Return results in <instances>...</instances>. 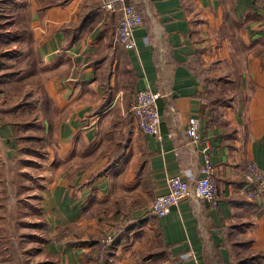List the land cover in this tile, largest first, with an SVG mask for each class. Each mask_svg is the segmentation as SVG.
Instances as JSON below:
<instances>
[{
	"label": "crops",
	"instance_id": "0c3cea01",
	"mask_svg": "<svg viewBox=\"0 0 264 264\" xmlns=\"http://www.w3.org/2000/svg\"><path fill=\"white\" fill-rule=\"evenodd\" d=\"M133 1L144 22L126 49L102 0H0L10 20L19 10L30 20L24 81L35 99L4 111L22 96L7 89L14 80H0V162L36 161L20 154V133L36 128L20 113L37 117L43 166L58 163L37 187L50 228L73 227L87 241L130 217L113 264H264V197L245 194L248 164L264 172V0ZM145 89L161 93L159 136L131 110ZM206 155L219 204L187 197L154 213L168 178L201 176ZM69 246L61 264H84L91 249Z\"/></svg>",
	"mask_w": 264,
	"mask_h": 264
},
{
	"label": "rangeland",
	"instance_id": "374dc122",
	"mask_svg": "<svg viewBox=\"0 0 264 264\" xmlns=\"http://www.w3.org/2000/svg\"><path fill=\"white\" fill-rule=\"evenodd\" d=\"M25 20L26 22L28 21L30 25V20H27L26 17ZM3 21L5 22L6 27H9L10 21L14 20L5 19ZM12 43L14 46H19L25 50L27 48L25 42H17L14 38ZM4 45L5 44H3V46ZM7 48L8 47H6V50ZM2 52L3 51L0 50V63L1 60L3 62V64L1 63L2 67H0L1 73L9 72L10 68L12 69L11 71L15 72L21 67H26L27 60L24 56L19 57L17 61L16 58L11 57L10 52ZM15 80L16 79H14L15 84L8 85L9 88L7 89L14 94L22 96V99L11 104L4 101V111L10 112L8 107L31 98L28 95L25 96L27 89L26 82H16ZM20 117V119H33L30 115H23L22 113H20ZM15 118L16 115H13V117L8 116V120H13ZM20 135L26 137L24 141H22L23 138L20 139L22 142L21 146L27 145L40 148L41 141L37 140V137H42L44 139L42 132L36 128H30L28 131H23ZM28 137L35 138L33 140H28ZM51 143H54L53 139L51 140ZM24 155H28L29 157L36 156L29 154ZM34 159H36V165L28 162L27 159V161L16 160V162H14L10 160L7 162L2 160L0 162V264H47V258L48 256H52V254H54L52 257L57 260L58 264H61V261L57 256L61 255V258L65 257V252L69 250L71 239L74 238L75 235H78L77 230H74L73 227H68L67 229L49 227V229H47V234L49 237H52V241H54L55 244H58V242L66 244L65 246L63 245V250L61 249L59 252L55 250V248H58L56 245L49 247L48 242L38 243L32 239L35 233H41L45 237L47 235L43 229H35L34 227L25 224L27 222L34 223L38 219L36 209L39 207L40 191L38 192L37 187L48 182L42 178V175L49 172L51 173V178H54L58 173L57 160L49 167H47V164L44 167L41 158L34 157ZM30 175L34 178L31 179ZM52 181L53 180L51 179L50 182ZM18 182L19 185H24V190H20L19 193L16 192L15 188V185H17ZM20 198L26 203L19 201ZM29 205L33 206L34 210L30 208ZM49 249L52 252H50ZM85 260H87V258H85ZM71 262L74 264V261Z\"/></svg>",
	"mask_w": 264,
	"mask_h": 264
},
{
	"label": "built area",
	"instance_id": "2783aa9c",
	"mask_svg": "<svg viewBox=\"0 0 264 264\" xmlns=\"http://www.w3.org/2000/svg\"><path fill=\"white\" fill-rule=\"evenodd\" d=\"M102 7L106 12L117 14L118 40L126 49L135 47L134 30L143 24L142 13L132 0H102ZM161 97L159 91L141 90L137 93L132 104V113L137 120L140 129L149 134L160 135L162 116L158 100ZM187 133L193 138H198V121L190 119ZM216 168L209 155L205 156L202 166V175L195 176L188 172L186 178L179 175L168 178L169 190L155 197L151 203V209L158 216H163L180 203L184 198L205 199L214 205L219 204L218 181L215 177ZM248 189L245 191L249 199L264 197V172L255 162L247 166ZM119 227L106 230L105 242L113 239L119 231Z\"/></svg>",
	"mask_w": 264,
	"mask_h": 264
},
{
	"label": "trees",
	"instance_id": "16d2710c",
	"mask_svg": "<svg viewBox=\"0 0 264 264\" xmlns=\"http://www.w3.org/2000/svg\"><path fill=\"white\" fill-rule=\"evenodd\" d=\"M133 1V0H132ZM134 2V1H133ZM136 5V4H135ZM20 7V4H19ZM10 6L5 5L4 3H0V39H1V44L4 45V49L2 53L10 52L12 58H16L18 61V58L23 56L25 53V49L19 47V46H14L12 41L13 38L17 42H25L26 44L30 40V34H31V29L28 21L26 22V19L28 20V17L26 16V13L23 10H19L18 13L14 15V21H10V26L6 27V24L3 20L5 19H11V11H10ZM141 12V11H140ZM13 25V26H11ZM6 47L7 50H6ZM9 55V56H10ZM1 63L3 64L2 60ZM0 63V67L1 66ZM13 65V64H11ZM31 64L26 65V67H21L20 69H17L15 72L11 71L12 69L10 68L9 72L6 73H1L0 72V80H3L4 82L11 81L14 79H18V82L24 81L27 78L28 73L32 72V69L29 67ZM11 67V66H10ZM29 95L32 96V92L30 89H26L25 96ZM32 98V97H31ZM30 98V99H31ZM24 100L19 102L18 104L11 106L10 109H16L21 107L23 104H27L29 101L30 103L34 101L35 99L31 100ZM30 121L29 125H34L36 129H39L41 126V121L38 120L37 117H33V119H29ZM35 137H28V140H33ZM26 139L25 136H23L22 141ZM37 140L41 141V147L36 148L34 146H27L23 145L21 148L22 153H26L29 155H36L34 157L36 158H44V153L42 150L43 146V138L42 137H37ZM16 162V160H13ZM33 165H36V162H31ZM39 165V163H38ZM105 172V170H100L99 174L102 172ZM92 179V180H91ZM85 181L84 183L88 184L93 182V177ZM24 186V185H23ZM22 185H19V182L17 185H15L16 192L19 193L20 190H24V187ZM41 197H39L40 199ZM155 199V198H154ZM153 199V200H154ZM19 201H22V203H26L22 198H20ZM153 202V201H152ZM30 208L34 210V207L29 205ZM38 213V219L34 223L27 222L25 223L26 225H29L31 227H34L35 229H43L44 232L47 234V229H49V224L48 220L42 215L40 207H37L36 209ZM132 219L130 217L122 216L118 221H116L114 224H112L111 228L119 227V231L114 235L113 239L109 242H105V235H106V230H100V233L91 235L87 237V241H79L77 235H75V238H72L70 241V245L72 246H86L89 247L91 250L85 255L87 258L86 262L84 264H113V259H114V248L118 242V239L127 231L128 229L131 228L132 226ZM77 238V239H76ZM33 240H35L38 243L42 242H49L52 240V237H49L48 234L43 236L41 233H35L32 237ZM81 239V238H80ZM77 240V241H76ZM54 254H52L53 256ZM48 256L47 258V264H58L57 260L52 257ZM59 258V256H57Z\"/></svg>",
	"mask_w": 264,
	"mask_h": 264
}]
</instances>
